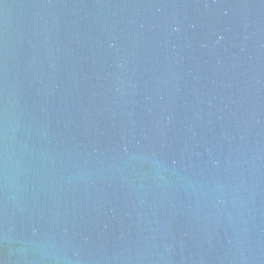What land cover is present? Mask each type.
Segmentation results:
<instances>
[{
  "label": "water",
  "instance_id": "1",
  "mask_svg": "<svg viewBox=\"0 0 264 264\" xmlns=\"http://www.w3.org/2000/svg\"><path fill=\"white\" fill-rule=\"evenodd\" d=\"M0 264H264V0H0Z\"/></svg>",
  "mask_w": 264,
  "mask_h": 264
}]
</instances>
